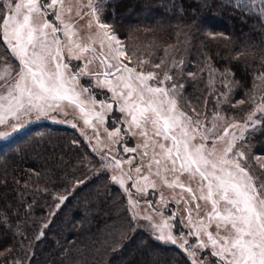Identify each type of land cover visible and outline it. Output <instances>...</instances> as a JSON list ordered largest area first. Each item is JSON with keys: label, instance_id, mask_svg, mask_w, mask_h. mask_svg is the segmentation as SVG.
Returning a JSON list of instances; mask_svg holds the SVG:
<instances>
[{"label": "snow or ice", "instance_id": "6c2138e0", "mask_svg": "<svg viewBox=\"0 0 264 264\" xmlns=\"http://www.w3.org/2000/svg\"><path fill=\"white\" fill-rule=\"evenodd\" d=\"M84 6L89 9L84 14L89 17L88 27L95 24L97 29L95 37H89L90 43L74 39L77 33L72 9L65 0H0V47L4 49L0 63L15 62V67L9 64L5 75H0V141L9 140L30 123L55 119L53 114L67 117L66 105L79 109L84 124L98 137L99 127L106 124L115 106L121 115L113 117L111 131L104 128L107 144L98 138L88 143L100 172L127 194L130 219L148 221L150 239L178 247L190 258L189 264H264V179L250 171L244 144L240 143L250 129L264 128V103H257L250 95L251 107L243 122L226 118L224 105L236 108L245 103L243 99H230L237 83L229 79L233 76L229 69L214 68L205 56L203 67L185 72L184 58L169 59L167 49L158 62L137 59L133 64L118 36L100 21L91 0L80 6L76 16L83 18ZM99 7L102 10L103 4ZM245 14L264 22V0H259L258 10L253 7ZM206 35L216 38V34ZM97 41L106 51L100 61L102 71L93 73L88 65L97 56L91 47ZM190 47L191 41H186L185 54ZM85 53H91V58ZM82 59L86 63L73 71L71 61ZM205 75L206 87L215 102L208 113L183 95L185 81L195 87ZM81 77L94 78L93 83L82 85ZM257 78L264 80V72ZM217 84L224 90L218 92ZM93 88L111 95L98 101ZM196 100L207 105V99ZM71 126L75 128L76 124ZM130 139L139 142L128 146ZM184 174L196 181L195 189L182 181ZM157 179L168 189L180 190L173 200L183 203L184 216L170 213L165 217L148 198L149 188H158ZM71 191L67 190L68 195ZM68 195L56 198L57 209ZM159 200L166 209L163 193H159ZM198 200L210 205L203 209V216L199 203L192 206ZM142 201L146 208L141 217L137 207ZM154 216L160 218L158 222H154ZM0 223L7 226L2 218ZM47 226L45 223L42 227ZM43 235L41 230L35 239Z\"/></svg>", "mask_w": 264, "mask_h": 264}, {"label": "trees", "instance_id": "16d2710c", "mask_svg": "<svg viewBox=\"0 0 264 264\" xmlns=\"http://www.w3.org/2000/svg\"><path fill=\"white\" fill-rule=\"evenodd\" d=\"M253 7L258 10L259 2L100 0L97 13L133 63L158 62L167 49L169 59L184 58L185 72L198 71L205 56L214 68L229 69V79L237 83L230 99L245 103L224 105L222 111L244 120L250 95L264 103V80L257 78L264 72V22L245 14ZM186 41H191L187 54ZM9 64L11 60L0 63V69ZM207 79L205 75L195 87L185 81L183 93L205 113L215 107ZM86 81L81 79L82 85ZM223 90L217 84V91ZM197 97L207 99V105ZM114 116L120 115L114 111ZM133 144L130 139L128 146ZM243 144L250 170L264 179V128L250 130ZM90 149L77 131L54 125L34 127L0 147V218L7 222L0 223V264H189L181 250L150 239L152 234L130 219L126 197L100 172ZM81 180L84 183H77ZM61 195L68 199L57 209ZM151 200L156 204V197ZM45 223L47 228L42 227ZM41 230L44 235L36 240Z\"/></svg>", "mask_w": 264, "mask_h": 264}, {"label": "rangeland", "instance_id": "374dc122", "mask_svg": "<svg viewBox=\"0 0 264 264\" xmlns=\"http://www.w3.org/2000/svg\"><path fill=\"white\" fill-rule=\"evenodd\" d=\"M99 1L100 0H91V3L94 6L98 7ZM253 1L255 3L259 2V0H253ZM88 2H89V0H65V5L68 6V7H71V9H72V19L74 21V30L77 33V35L74 37V39H78L81 43H90L89 42V37L91 36V37L94 38L95 37V33L97 31V29L95 27V24H93V26L91 28L88 27L89 17L87 15H84L85 13H88V11H89V9L86 6H84L82 8V11H81V15L83 16V18H79V17L76 16V12L80 9V6L81 5H87ZM97 15H98V13H97ZM49 19H51V17H49ZM205 24L206 25H211L212 23H205ZM107 31L112 33L109 28L107 29ZM91 47H94L96 49L97 56H96V58L92 59V63H90L88 65V70L90 72H93V73L102 71V64H101L100 61L103 58L106 50H102L101 49L100 44H99L98 41L97 42H92L91 43ZM84 56L88 57V58H91V53H85ZM67 59H68L67 55H65V60L67 61ZM124 62L128 63V60L124 59ZM85 63H86V60H83V59L79 60V61L72 60L71 61L72 70L75 71L77 66H83ZM11 65L13 67H15V62L11 61ZM129 66H133V65L130 64ZM7 67H8V65H5V66L1 67L0 75H5V69ZM145 70H147V69H145ZM81 79H86L87 80L86 81V86H89L90 84L93 83V79L94 78L90 79L89 77H81ZM81 79H80V84H82L81 83ZM93 92L95 93V98L98 101L101 100V99H106V98L110 97V95H111L110 93H107L106 90H101V89H97V88H93ZM64 111H66L68 113L67 117L63 116L62 114L58 115V116L53 114L55 119H40L38 121H35L34 123H30L25 128H23L21 131L15 133L9 140L0 141V147L10 144L17 137H19L20 135H22L25 132L29 131L30 129H32L34 127H38V126H43V125H54V126H59V127H64V128H68V129H71V130H75L84 139H86L87 141H89V139H91L93 141V143H95L97 138H98L103 144H107L108 138H107V135H106V133L104 131V128L107 127V129L109 131L112 130L110 128L111 127V125H110L111 123H109V122H110V119L113 117V114H114V111H115V106H114L113 112L108 114L106 124L99 127V135H98V137L93 134L92 128H89L87 125L84 124V120H83V117H82L81 113L79 112V109L74 108L72 106H67L66 105V107L64 108ZM119 115H121V114H119ZM225 117L227 118L226 115H225ZM61 119L66 120L67 122H64V123L55 122L56 120H61ZM201 119H203V117H201ZM237 121L243 122V120H237ZM73 123L76 124L75 128H73L71 126ZM120 127H123V126L120 125ZM250 130H252V129H250ZM247 134H248V132L245 134V136ZM132 140H133L134 143L139 142L137 139H132ZM243 142H240V143H243ZM211 143H212L211 140L208 141L209 146H211ZM240 143H238L237 147L240 146ZM246 157H247V160H248L247 163H249V158H248L247 155H246ZM134 163H135V161H134ZM181 179H182V181L184 183L189 184L194 189L196 188V181L195 180H189V177H188L187 174H184L181 177ZM157 184H158V188L156 190H153V189L149 188V197L148 198L149 199H152V198H155V197L157 198L156 205H157V207L161 208V211L164 212V216L165 217H167L170 213L178 214L179 216H184L185 215V207H184L183 203L177 204L173 200V197L177 196V194L180 192V190L179 189H175V190L168 189L166 186L162 185L158 179H157ZM120 190L122 191V193L124 194V196L126 197V200H127V194L124 193L122 189H120ZM159 193H163L165 201L168 203V207L166 209L163 208V206L160 203ZM127 203H128V208H129L130 215L132 216V213L130 211V206L131 205H130V202L128 200H127ZM195 203H199L201 205V209H202V211L200 213L201 216L204 215L203 209H205L206 207H210V205H206L204 201H200V200L193 202V205H192L193 207H194ZM145 208H146V205L143 204V201L137 207V211L139 212L141 217L145 214ZM194 215H195V213H194ZM159 219H160L159 217H155L154 216V222H158ZM133 220H135V222L137 223V226L139 224L140 227L146 228L152 234V229H151L150 223L148 221H145L143 219H133ZM211 230L213 232H215V227L213 226V228ZM168 245L169 246H173V245H170V244H168ZM174 247H176V246H174ZM176 248H178V247H176ZM188 259H190V258H188ZM208 259L212 260L211 257H209Z\"/></svg>", "mask_w": 264, "mask_h": 264}]
</instances>
